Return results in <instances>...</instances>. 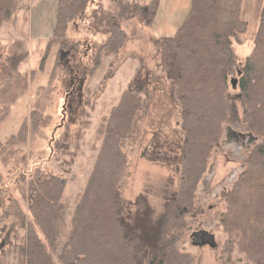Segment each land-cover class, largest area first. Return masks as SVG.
<instances>
[{"label":"rangeland","instance_id":"1","mask_svg":"<svg viewBox=\"0 0 264 264\" xmlns=\"http://www.w3.org/2000/svg\"><path fill=\"white\" fill-rule=\"evenodd\" d=\"M129 1L148 5L155 0ZM157 1L151 24L146 25L139 17L123 21L127 33L125 46L116 56H103L94 70L95 54L108 37L106 26L97 24L95 12L117 13L119 7L117 0H93L86 12L68 26L66 36L79 42L78 52L57 69L52 88L46 91L39 87L47 85L57 45L48 55L46 70L37 72L25 94L1 122L0 142L5 143L25 119L30 120L33 104L39 101L42 118L38 128L31 131L24 143L14 147L5 163L0 160V264H16L15 246L22 244L25 231L14 207L24 184L22 174L29 180L36 169L43 176L59 175L67 180L60 234L57 247L51 251L53 264H59L74 208L102 144L97 130L126 89L142 96L133 134L125 143L128 162L119 182L126 230L140 233L143 238L144 233L147 238L155 233L162 234L165 240L177 237L179 249L191 254L193 264H254L236 246H231L237 233L230 235L220 224L226 210L222 193L231 189L243 171L251 148L264 141V136L252 131L247 104L237 84L231 86L230 114L218 145L210 152L195 204L183 211L186 226L165 231L168 206L180 181L179 163L168 160L178 151L181 141L180 105L169 68L159 64L158 52L162 37L172 36L184 21L191 0ZM20 3L24 9L13 25L5 22L0 29V89L12 72L29 74L37 69L47 43L54 38L58 0ZM263 6L264 0L243 1L242 18L248 26L234 41L240 67L252 51ZM200 229L215 236L216 247L194 245L192 233ZM143 238H138L137 250L140 264H148L149 247Z\"/></svg>","mask_w":264,"mask_h":264},{"label":"trees","instance_id":"2","mask_svg":"<svg viewBox=\"0 0 264 264\" xmlns=\"http://www.w3.org/2000/svg\"><path fill=\"white\" fill-rule=\"evenodd\" d=\"M20 1L0 0V29L5 22L13 25L24 9ZM92 1L58 0L54 38L47 43L39 67L29 74L12 72L0 89V124L25 94L37 72L46 70L48 55L57 45L47 85L39 87L46 91L52 88L57 69L78 52L79 42L66 36L68 26L86 12ZM243 1L191 0L189 11L176 32L160 41L159 64L169 68V78L180 105L181 136L178 151L168 158L179 163L180 181L168 206L165 231L186 226L183 211L195 204L210 152L218 145L223 124L229 117V94L234 79L238 80L237 86L247 104L252 131L264 136V6L253 36L252 51L240 67L234 41L248 26L242 18ZM117 4V13L102 11L97 15L95 12L97 24L106 26L108 37L95 54L94 70L103 56H116L125 46L124 20L139 17L149 25L158 7L157 0L148 5L129 0H117ZM64 51L68 54L63 55ZM141 105L142 96L126 89L103 117L97 130L102 144L74 208L59 264H140L137 241L143 237L125 228L119 182L128 162L125 143L133 134ZM33 108L30 120L25 119L5 143L0 142L2 163L14 153L16 145L24 143L31 131L38 128L42 118L39 101L34 102ZM22 177L24 184L20 197L16 198L14 214L25 234L22 244L15 246L16 264H53L51 251L57 247L60 234L67 180L59 175L43 176L39 169L30 174L29 180L25 173ZM222 197L226 210L220 224L230 235H238L231 246H236L254 264H264V141L251 148L243 171ZM147 235L144 233L143 241L149 247L148 264H193L191 254L179 249L177 237L165 240L162 234L155 233L148 238Z\"/></svg>","mask_w":264,"mask_h":264},{"label":"water","instance_id":"3","mask_svg":"<svg viewBox=\"0 0 264 264\" xmlns=\"http://www.w3.org/2000/svg\"><path fill=\"white\" fill-rule=\"evenodd\" d=\"M238 80L234 79L232 85L235 86ZM192 240L196 246L209 245L210 247H216L215 236L205 229H200L192 233Z\"/></svg>","mask_w":264,"mask_h":264},{"label":"crops","instance_id":"4","mask_svg":"<svg viewBox=\"0 0 264 264\" xmlns=\"http://www.w3.org/2000/svg\"><path fill=\"white\" fill-rule=\"evenodd\" d=\"M189 11V10H188Z\"/></svg>","mask_w":264,"mask_h":264}]
</instances>
